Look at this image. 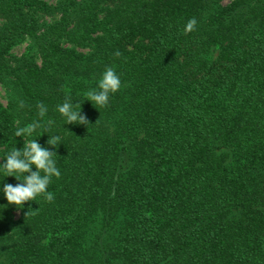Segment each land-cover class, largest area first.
<instances>
[{
	"label": "trees",
	"instance_id": "1",
	"mask_svg": "<svg viewBox=\"0 0 264 264\" xmlns=\"http://www.w3.org/2000/svg\"><path fill=\"white\" fill-rule=\"evenodd\" d=\"M0 88V264H264V0H0Z\"/></svg>",
	"mask_w": 264,
	"mask_h": 264
},
{
	"label": "rangeland",
	"instance_id": "2",
	"mask_svg": "<svg viewBox=\"0 0 264 264\" xmlns=\"http://www.w3.org/2000/svg\"><path fill=\"white\" fill-rule=\"evenodd\" d=\"M49 2H56L57 0H48ZM16 54H21L24 51V46L23 47H17L13 50ZM0 93L2 94V90L0 88Z\"/></svg>",
	"mask_w": 264,
	"mask_h": 264
}]
</instances>
